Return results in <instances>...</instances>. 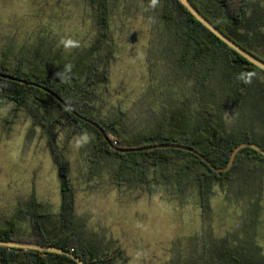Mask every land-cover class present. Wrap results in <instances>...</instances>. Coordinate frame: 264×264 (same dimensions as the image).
Returning <instances> with one entry per match:
<instances>
[{"label":"rangeland","instance_id":"374dc122","mask_svg":"<svg viewBox=\"0 0 264 264\" xmlns=\"http://www.w3.org/2000/svg\"><path fill=\"white\" fill-rule=\"evenodd\" d=\"M99 1L0 0V49L12 43L36 58L74 56L96 42ZM103 1L109 36L101 51L112 54L98 62L107 72L94 86L93 113L107 121L124 112L132 131L154 122L167 100L191 91L197 74L174 62L178 37L160 3ZM257 52L264 55L263 48ZM256 77L264 83V74ZM259 97L248 95L242 114L234 108L224 114L229 131L241 127L237 120L245 115L248 128L264 133V120L252 109ZM14 106L9 100L0 105V221L34 199L50 213L46 227L59 231L60 185L47 131L34 125L28 109ZM196 108L197 98L191 110ZM49 131L64 156L73 195L70 229L81 244L116 252L114 264H211L224 253V260L238 256L241 264H264V161L256 169L236 167L223 189L212 183L203 197L190 174L182 175L181 184L175 172L148 186L128 182L118 174L116 157L88 160L93 133L68 137L71 129L58 124ZM23 218L19 231L28 234Z\"/></svg>","mask_w":264,"mask_h":264},{"label":"trees","instance_id":"16d2710c","mask_svg":"<svg viewBox=\"0 0 264 264\" xmlns=\"http://www.w3.org/2000/svg\"><path fill=\"white\" fill-rule=\"evenodd\" d=\"M190 1L224 34L264 61V55L257 52L258 48L264 49V1ZM98 3L99 30L96 42L74 56L53 54L46 59L36 58L32 53H23L21 47L14 48L12 43L0 49V73L43 85L72 109L70 111L44 89L0 76V105L4 100H9L15 103V110L25 107L33 118L34 125L47 131V142L51 158L57 167L61 194L59 231H50L46 227L45 220L50 217L49 211L42 203L31 199L25 209L18 206L0 221V239L58 246L74 252L84 264H114L116 252H101L95 246L83 245L79 241L80 237L70 229L73 223L71 182L63 153L49 134L50 127L55 124L68 127L71 129L68 137L76 133H93L95 138L91 141L88 160L96 163L104 155L116 157L119 163L118 174L128 182L132 178L133 181L137 180L148 186L151 182H160L161 178L170 179L175 172L176 179L181 184L182 175L190 174L198 192L204 197L212 183L223 189L236 167L246 163V166L251 164L256 169L257 162L264 161V156L250 147H244L238 151L230 169L216 172L198 155L188 150L155 147L120 152L112 145H187L216 166H224L233 148L241 142H254L264 149V133L248 128L245 115L243 121L237 120L241 127L230 131L226 128L224 119V114L231 108L242 114L248 103L247 96L261 93V97L252 103V109L264 120V83L256 77L257 73L264 72L208 30L179 0H158L163 19L178 37L173 60L183 70L196 72L195 85L191 91H183L177 98L161 105L160 116L147 126L129 131L124 112L107 121H99L93 113L95 107L92 97L94 86L106 76L107 65L104 63L100 67L98 62H107L112 52L109 49L107 53L101 51L100 42L109 36L106 28L108 16L106 2L100 0ZM196 98L197 108L191 110ZM79 115L99 123L108 141L97 128ZM23 216L30 224L28 234L19 231V222ZM224 258L225 253L217 255L218 261H212L211 264H241L242 260L238 256ZM0 264L77 263L71 257L55 252L0 245Z\"/></svg>","mask_w":264,"mask_h":264},{"label":"water","instance_id":"95a60500","mask_svg":"<svg viewBox=\"0 0 264 264\" xmlns=\"http://www.w3.org/2000/svg\"><path fill=\"white\" fill-rule=\"evenodd\" d=\"M180 3L186 7V9L200 22L202 23L208 30H210L214 35H216L220 40H222L225 44H227L230 48L235 50L238 54H240L242 57H244L247 61L250 63L254 64L257 68L262 70L264 72V61L251 52L245 50L243 47H241L239 44H237L235 41H233L230 37H228L226 34H224L219 28H217L211 21H209L192 3L190 0H179ZM0 76L2 77H7L9 79L17 80L20 82L24 83H30L34 86H37L41 89H44L47 93H49L51 96H53L59 103L62 105L66 106L70 111L72 109L52 90L44 87L41 84L35 83V82H28L23 79H18L16 77L10 76V75H5L0 73ZM81 119H84L91 125H93L95 128H97L100 133L103 134L104 138H108L106 134L104 133V129L99 125L94 120H91L89 118H86L82 115H79ZM112 147L120 152H133V151H140L143 149H148V148H155V147H168V148H177V149H183V150H188L200 157V159L205 162L212 170L216 172H222V171H227L230 169L234 163L235 157L238 153V151L244 147H250L257 152L261 153L264 156V149L258 146L254 142L250 141H244L239 144H237L233 150L230 153L228 162L224 166H216L214 165L207 157H205L203 154H200L196 149L193 147L187 146V145H182V144H177V143H155L151 144L148 146H143V147H117L113 146ZM0 245L2 246H9V247H18V248H28V249H36V250H41V251H48V252H55L59 254H63L66 256L71 257L73 260L76 261L77 264H84L83 260L77 256L74 252L63 249L58 246H53V245H44L40 243H35V242H29V241H17V240H4L0 239Z\"/></svg>","mask_w":264,"mask_h":264},{"label":"clouds","instance_id":"9594fccd","mask_svg":"<svg viewBox=\"0 0 264 264\" xmlns=\"http://www.w3.org/2000/svg\"><path fill=\"white\" fill-rule=\"evenodd\" d=\"M157 2H158V0H151V5H152L153 7H155L156 4H157ZM68 44H72V41H68Z\"/></svg>","mask_w":264,"mask_h":264}]
</instances>
